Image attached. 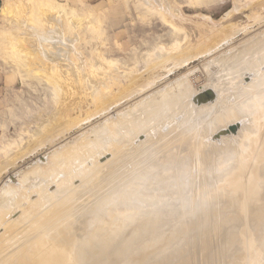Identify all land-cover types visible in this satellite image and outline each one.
<instances>
[{"label":"rangeland","instance_id":"1","mask_svg":"<svg viewBox=\"0 0 264 264\" xmlns=\"http://www.w3.org/2000/svg\"><path fill=\"white\" fill-rule=\"evenodd\" d=\"M259 30L261 32L264 31V0H0V201L4 204H0V210L5 209L4 206L10 201L8 199L12 198H14V201L9 208L13 207V209H6L8 210V212L5 211L7 213L5 214L6 217L12 221L18 215L20 216V211L16 213V210H24L21 219H18L20 221L15 220L16 222L7 223L15 224L18 229L16 227L13 231L4 233L3 231H6L7 227L0 225V236H2L0 242L2 241L7 245L5 250L1 249L0 245V262L7 260L10 264H18V262L19 264H30L31 260H43L47 264H67L64 259L60 258V240L67 243L70 240H77V242L81 243L85 237L84 231L89 224L92 225L97 219L108 216L113 211H116V213L122 211L120 216H128L129 213L123 210L125 206L130 204L139 211V217H148L157 221L160 217H167V226L177 236H180L178 241L169 243L161 241L147 246L144 260H147L148 264H186L193 257L195 259L193 262L201 264L200 261L206 260L210 252L206 256L205 252L201 251L200 248L212 240L220 242V236L226 238L223 242V248L213 241L214 248L219 247L220 252H214L213 248L211 256L214 253L213 256L215 258V253L219 256L220 253L221 255L223 253V258L216 256L224 259V264H261L260 262L264 260V187L257 193H255V190L260 184L264 186V183L263 180H255L254 175L256 172L262 171L264 173V168L261 167L260 169L259 166V163L263 160L260 156V150L264 147L263 144L254 151L251 164L247 165L244 161L238 160L236 164L238 169L241 170L244 167L246 171L241 173L236 180L226 178L225 176L228 172L217 175L211 180L206 177L205 184L200 187L198 192L201 198H199L200 196L195 198L196 202L194 204H196V208L192 209L187 208L189 202L187 203L185 199V195L189 192L188 187L192 185L191 175L189 176V174L182 172L180 160L177 161L174 157L168 156V152L170 153L177 144L168 145L153 156H150L148 151L145 150L146 152H140L138 157L130 156L129 158L126 157L128 154L121 152L113 157L115 160L112 161H110L112 154H107V156L105 155L100 159L96 158L97 155L94 157L95 160L87 158L86 160L88 161L85 162L80 159V157L85 156L84 153H87L88 147L90 145L93 146L92 143L95 141L91 142L94 139L93 137L105 133V130L108 133L117 126L118 130H112L107 136H112L115 133L114 131H116L115 135H119L130 122L134 124L131 118L133 120L136 118L137 122L134 120L135 123H147L148 119L153 117L155 111L158 110V104L154 106V102L153 104L148 101V98L151 100L150 98L155 97L156 93H158L156 97H159L161 93V97H163V93L164 96L167 94L165 96L166 99H164L165 97H160L159 102H166L172 108L174 105L175 107L180 105L176 103L180 99L184 100L187 105V103H191L190 98L194 100L198 98L197 101H192L193 105L195 102H200L199 98L202 102L205 101L206 103L208 100V102L211 101L212 103L218 96V98L223 96L224 99L227 98L225 96H229L225 102L227 103L228 101L227 104H229L231 94L235 95V93L237 97L233 98L232 96L231 100L236 99L238 101L239 99L240 101L241 96H243L244 101V94H240L247 85L246 81L253 78L255 81L257 78L255 82L260 81L257 84L254 82V84L258 85L257 89H260L259 84L264 81V77H262L264 76V63L261 64L262 66L257 65V68L259 67L258 72L254 65H252L254 66V69L252 68L253 73H246L247 70L245 71V67L251 65L250 61L247 62L250 58L249 56L252 57L251 59L254 58L256 60L254 55L256 49L252 47L255 49L254 51L249 47L248 51L243 47L248 44H254L249 40L252 36L255 38L253 42L255 40L263 41L260 39L264 37V33ZM258 32H260V35ZM255 35L258 37L263 36L257 39ZM42 36L46 37H44V41H42ZM48 39L49 42H47ZM65 40H68L69 43ZM54 41L56 44L59 42L57 47ZM243 42L245 45H243ZM213 43H217V45L211 46L210 49L208 46ZM241 44L243 49L241 48L240 50ZM228 45L231 49H234L232 45L236 46V52L246 50L245 52L243 51L245 55L240 52L237 55V57L242 56V58L238 57L240 61L243 56H248V59L247 57L244 58L247 63L243 59L247 66L241 62L243 70H238L237 67L233 69L235 65L234 67L232 65V69H230V63L233 64L232 62H234L236 64L238 62L239 59L237 57L236 61L234 58L232 62L225 59L226 63H224V58L227 57L229 59L231 57L229 53L232 55L234 51H231ZM160 47H163V50ZM237 47H239L238 51ZM206 48L207 50H205ZM156 50L157 53H154ZM65 51H69V53ZM163 51L168 52V57ZM219 51L220 56L228 53L229 57L218 56ZM224 51L226 52L224 53ZM251 51H253L254 56L250 53ZM159 53L165 55H163L164 57L161 55L163 64ZM190 53L192 57L193 55L195 56L190 58ZM150 54L153 55V58L149 56ZM169 54L171 56L174 54V59L170 58ZM215 54L222 59L221 61H224L223 64L222 62L220 63L218 57H215ZM148 57L152 59L155 57L156 60L154 59V62H152V59L147 61ZM210 57L214 58V60L217 58L219 62L218 60L216 62L214 60L210 61ZM168 58L171 60H168ZM184 59L185 61H183ZM206 62L210 63V66ZM228 62H230V66ZM211 63H217V67L218 65L227 64L230 71H225L227 69L225 65L222 68L219 66L221 69H218L219 67L217 68L216 65L213 67ZM151 64L157 65V67ZM252 64H255L253 60ZM150 66L153 68H150ZM207 66L210 69L213 67L212 71L214 72H210ZM218 70L225 71H220L219 74H216L220 77L222 73L223 78L220 77L219 80L224 79L226 74H228L227 77L229 73L234 74L236 70L238 73L241 72L242 77L239 75L240 77L238 78H240V83H243L244 88H241L243 87L242 85L240 89L238 87L240 86L238 85L239 79H235L238 73L237 76L235 73L234 77L231 75L232 79L227 78V80L225 78L226 83H223V80H220V82L223 81L221 83L217 82L218 77L215 74L216 78L214 76L213 78L210 77L212 73L219 72ZM242 71L250 76L252 74L255 75L254 71H256L258 77L256 75L252 76V78H248V76L246 78V74L243 75ZM206 74L207 78L205 77ZM126 75H128V78ZM133 75L135 77L134 80ZM179 77H183V79ZM214 78L217 79L215 80L216 82L213 80ZM179 79L183 80L184 84L188 81L187 84L190 85L188 87L191 90L194 88L192 92L187 87V84L185 87L183 83H178ZM184 79L187 80L184 82ZM132 80L136 81L132 84ZM137 80H141L140 84L143 81L144 86L143 84L139 85ZM202 80L204 83L207 82V84L210 82V85L203 84ZM232 80L237 86L231 83L233 82ZM176 81L177 83L175 84L174 82ZM168 82L170 83L168 84ZM211 82L219 83L220 87L219 84L218 88L217 84L215 86ZM222 83L223 85H221ZM162 84H164L163 87ZM170 84L176 86L173 87L174 90ZM226 84L231 89L237 87L238 90L234 88L235 90L232 89L234 92L231 93V89L226 87V90L230 91L228 95L224 88ZM180 85L182 86L181 88ZM168 86L171 87V90H168ZM183 86L185 89H183ZM159 87L162 88V92ZM209 87L210 90L217 87V92L214 89L211 92L212 90H208ZM221 87L224 89L223 91H226L227 95L222 94ZM156 89L160 90V93ZM120 90L122 92L125 90V93L119 94ZM129 90L134 91H131V94ZM166 90L174 93V95L178 94L180 98L178 95L174 97L168 95L170 93H166ZM194 90L199 91L200 95ZM201 90L202 93L200 92ZM175 91L176 93L180 91L184 98L179 93L175 94ZM236 91H238L240 96H238ZM146 92H150L148 93L149 95ZM193 92L197 94L192 97L190 93ZM210 92L213 95L215 94L214 96L217 95V97L210 95ZM101 94H104V96ZM106 94L108 95L107 98L109 97L108 99L113 102L107 98L106 100L103 99ZM123 94L127 96L123 97ZM141 94H144L145 97ZM113 95L117 97L112 99ZM150 95L152 97H149ZM209 95L210 98H207ZM100 96L102 99H100ZM204 96H206L207 100H203L205 99ZM257 96L264 97V91L258 93ZM186 97H189V99ZM213 97L215 98L214 100ZM144 98L146 99L145 102L143 101ZM172 98H175L176 101ZM231 100L230 103L233 104L235 101L233 100L232 103ZM243 101L241 100V104H243ZM253 101H255V98L248 102ZM134 102L138 103L133 104V107L137 105L136 109L132 107ZM127 103L130 109L125 107L128 105ZM180 103L182 104V101ZM200 103L197 105H200ZM185 104L183 103V105ZM148 105H152V107ZM225 105H222V107L217 105L215 107L220 109V107L224 108ZM153 106L155 109H153ZM123 108L134 112L130 111V113H127V110L125 111ZM139 108L140 110L138 111ZM141 109L143 111L146 110L145 112L148 114ZM262 109L264 110V101ZM137 111L143 112L141 114L145 113V116ZM120 112L124 117L121 116ZM258 112L255 106L251 105L245 113H252L247 119H254L259 114ZM179 113L175 117L179 116L181 118V113ZM125 114L128 115L130 120ZM139 115L141 116L139 117ZM192 117L194 119L197 117V119L193 120L198 126H202L204 122H207L204 114L198 115L195 113ZM198 117L202 122L199 123L197 121L199 120ZM216 117L214 122L218 119ZM139 118L143 120L141 121ZM210 121L212 123L213 119ZM245 121V125L249 124ZM111 122L113 124L115 122V125H117H107L111 124ZM124 122H126L125 126ZM120 129L121 131H119ZM222 129L224 128L220 130ZM220 130H217V132ZM166 131L167 128L163 129V132ZM87 135L89 137H91L90 135L94 136L89 138ZM136 139L134 141V149L140 147L137 142L142 143L146 137L141 135ZM76 141H79L78 143L81 142L79 144L80 147L77 146L78 143ZM211 141L207 138L204 144H209ZM71 142H75L73 144L75 145V151L77 149L76 152L80 154V157H78L80 163L78 166H73L74 168L72 167L68 171L63 170L59 174V170H53L52 167L61 168L69 165L67 164L68 161H62L61 154L63 152L67 154L68 148H74ZM24 143L26 144L24 145ZM85 145L86 148L81 149ZM56 150L58 153V150L61 152L58 157L55 156V154H58ZM78 150H81V153ZM82 150L84 151L82 152ZM185 153L184 151L181 155L183 156ZM185 156L184 159L188 161L191 155L187 154ZM108 161H110L109 164H105ZM117 161L119 162L115 166L122 171V180L117 183L119 179H111L110 182H106V184L101 186L100 195H93L92 190H90L91 181L85 182L81 178L82 175L80 173H89L95 167H97L95 170L98 169L100 162L105 164V167H112ZM113 162L115 163L113 164ZM47 165L51 166L47 167ZM34 166L36 168L39 167L38 171H36ZM34 172L36 173L37 181L34 180ZM156 172L161 174L162 177L160 175L156 177ZM31 173L34 174L32 175ZM66 173L74 175H70L73 179L70 177L65 179ZM37 175H40L39 178ZM30 176L32 181L31 179L29 180ZM166 177L173 183L171 186L173 191L169 193L168 197H164L165 187L163 182ZM168 178L165 180H168ZM145 182L150 183L144 187ZM37 186L39 187L37 188ZM40 187L43 190L37 191ZM34 191H36L35 194L32 193ZM30 193L31 199L28 198ZM10 195H12V198ZM43 195L47 197L46 204H43L45 207L38 203V199L41 196L44 197ZM6 198L7 200H4ZM55 201L57 202L55 203ZM191 204H193V201ZM33 208L40 209L33 211ZM6 217L4 221L7 220ZM110 218L112 217L108 216L106 219L109 220ZM2 219L0 217V223ZM164 226L166 225L164 224ZM245 231H249L248 236ZM218 236L220 238L216 240L215 237L218 238ZM241 241H245V245L246 242L247 244L249 243L248 247L247 245L246 247L242 246V248L237 246L236 243ZM254 245L255 247L253 248ZM8 247L10 248L8 249ZM231 248L234 251V255ZM227 252H231L233 257L231 254L230 256L233 259H230V256L226 257V254H229ZM219 258L214 260L215 263L220 264L222 262L223 264V261L219 260Z\"/></svg>","mask_w":264,"mask_h":264},{"label":"bare ground","instance_id":"2","mask_svg":"<svg viewBox=\"0 0 264 264\" xmlns=\"http://www.w3.org/2000/svg\"><path fill=\"white\" fill-rule=\"evenodd\" d=\"M168 8V7H167ZM166 9V8H165ZM167 10V9H166ZM166 12V11H165ZM260 31V30H259ZM261 32V31H260ZM260 32H258V34L260 35ZM263 33H264V31H262ZM261 32V33H262ZM59 33V32H58ZM50 34V33H49ZM61 34V33H60ZM254 34V33H253ZM253 34H250V35H253ZM226 36V35H225ZM224 36V37H225ZM256 37H257V39H260L261 38V36H263V35H261L260 37H258L257 35H255ZM254 36V37H255ZM44 37L45 36H42V41H44L43 39H44ZM48 37H50V36H48ZM56 37H57V34H56ZM63 37V36H62ZM251 37V36H250ZM40 38V37H39ZM46 38V37H45ZM264 37H262V39H260V40H263V41H258V40H255L254 42H253V39H255V38H253V36H252V38H250L249 40H251L250 42L251 43H254V44H251V45H247V46H242V44H241V46H240V50H241V48L243 47L244 49L246 48V50H248V48L249 47H255V49H256V53L254 54V53H252L253 51H251L250 53L253 55H255V57H256V60L253 58V59H251L252 57L251 56H249L250 58H249V60L247 61L246 59H244L245 57H247V59H248V56H243V59H244V61L246 60L247 62H249L250 61V66H248V67H245V71H246V73H248V72H252L253 71V69H254V66H255V68H257V65L259 66V65H261V64H263L264 63V39H263ZM41 39V38H40ZM47 40V39H46ZM72 40V39H71ZM240 40V39H239ZM63 41V40H62ZM65 41H68V40H65ZM74 41V40H73ZM219 41V40H218ZM246 41H248V40H246ZM246 41H245V43H246ZM46 42V41H45ZM47 42H49V39H48V41ZM72 42V41H71ZM59 43V42H58ZM57 43V44H58ZM67 43H69V41L67 42ZM219 43V42H218ZM244 43V42H243ZM245 43L243 44V45H245ZM247 43H249V41L247 42ZM54 44H56V42L54 41ZM57 44H56V47H57ZM216 46L217 45V43L216 44H211V45H209L208 47H210V49H211V46ZM67 46V45H66ZM229 46V45H228ZM68 47V46H67ZM230 47V46H229ZM229 47H227V48H229ZM232 47L234 48V49H231V47H230V49H231V51H235V49H236V46L234 47L233 45H232ZM259 48L258 50H257V48ZM64 48V47H63ZM161 48V47H160ZM163 48V47H162ZM161 48V49H162ZM239 47H237V51L239 50L238 49ZM242 48V49H243ZM250 48V49H251ZM61 49V48H60ZM255 49L254 48H252L251 50H254L255 51ZM65 50H66V48H65ZM163 50V49H162ZM161 50V51H162ZM205 50H207V48L205 49ZM246 50H243L244 52L246 51ZM42 51V50H41ZM56 51V50H55ZM159 51V50H158ZM165 51H166V48H165ZM171 51V50H170ZM170 51H169V53H170ZM222 51V50H221ZM226 51L228 52V50L226 49ZM226 51H224V53L226 52ZM231 51H229V52H231ZM232 52V55H234V57H232V55H231V53H229L230 54V56L231 57H229V54L227 53V55H225V54H223V56H228L229 57V59L226 57V58H224L222 55L220 56V51H219V54H217L218 56H220V57H223L224 58V61H221L222 59H220V57H218L216 54V56L215 57H218V59H220V63L222 62V64H223V62L224 63H226V60L228 61H231L232 62V60H233V58H234V60L236 61V57H237V55H239L240 53L242 54L243 53V51L241 52V51H239V52ZM249 51V50H248ZM65 52H67V51H65ZM164 52V51H163ZM163 52H161V53H163ZM205 52V51H204ZM203 52V53H204ZM223 52V51H222ZM62 53V52H61ZM67 53H69V51L67 52ZM72 53V52H71ZM151 53H153V52H151ZM154 53H157V50H156V52H154ZM164 53H166V52H164ZM168 53V52H167ZM166 53V56L168 57V54ZM171 53H173V51H171ZM170 53V54H171ZM234 53H237V54H234ZM239 53V54H238ZM160 54V53H159ZM159 54H157V55H159ZM169 54V57L170 58H173L174 57V54H172V56ZM213 54V53H212ZM244 55H245V53H243ZM246 54H247V52H246ZM248 54H249V52H248ZM164 55V54H160V60L165 56H162ZM183 55H186V54H183ZM188 55V54H187ZM196 55H198V54H196ZM236 55V56H235ZM253 55V56H254ZM149 56H151L152 58H153V55H149ZM195 55H193V57H194ZM66 57V56H65ZM151 57H148V60L147 61H151ZM156 57V56H155ZM155 57H154V59H155ZM162 57V58H161ZM185 57V56H184ZM183 57V58H184ZM189 57L190 58H193L192 57V54L190 53L189 54ZM239 57V56H238ZM237 57V59H239V58H242V56L240 55V57L238 58ZM150 58V59H149ZM166 58V57H165ZM164 58V59H165ZM182 58V59H183ZM211 59H210V61L211 60H214V58L212 59V57H210ZM56 59V58H55ZM154 59H152V62H154L155 60ZM174 59V58H173ZM187 59L189 60V58H188V56H187ZM217 58L214 60V62H216V60H218ZM226 59V60H225ZM231 59V60H230ZM243 59H241V61H240V59L238 60V62H236V64H234V62H232L233 64H231L230 62H228V65H229V63H230V69H232V65H233V67H234V65H235V67L233 68V69H236V67L238 68V70H241L242 69V67H243V65H242V63L241 62H243ZM251 59V60H250ZM154 60V61H153ZM168 60H171V59H169L168 58ZM181 60V59H180ZM252 60H253V62L255 63V64H252ZM67 61H69V60H67ZM162 61V64H163V59L161 60ZM165 61V60H164ZM183 61H185V59L183 60ZM183 61H181V62H183ZM245 61V62H246ZM151 62V63H152ZM166 62V61H165ZM164 62V63H165ZM207 62H209L208 60H207ZM206 62V64H208ZM213 62V61H212ZM218 62H219V60H218ZM217 62V63H218ZM245 62H243V64L245 63ZM246 62V63H247ZM159 62H157V64H158ZM216 63V64H217ZM220 63H218V64H220ZM239 63H240V65H239ZM246 63H245V65H246ZM147 64V63H146ZM204 64V63H203ZM202 64V65H203ZM211 64H213L212 66L213 67H215V63H211ZM239 66H238V65ZM148 65V64H147ZM146 65V66H147ZM152 65V64H151ZM154 65V64H153ZM152 65V66H153ZM158 65H160V63L158 64ZM209 66H210V63L208 64ZM225 66H227V64H224ZM224 65H218V67L219 66H221V68H222V66H224ZM241 65H242V67H241ZM252 65H254V66H252ZM149 66V65H148ZM154 66H156L157 67V65H154ZM204 66V65H203ZM209 66H207L209 69H210V67ZM229 66H227V69L225 70L226 72L227 71H230L229 70ZM247 66V65H246ZM262 66V65H261ZM264 66V65H263ZM205 67V66H204ZM212 67V68H213ZM216 67H217V65H216ZM217 67V68H218ZM239 67H241V68H239ZM112 68V67H111ZM150 68H153V67H151L150 66ZM212 68L210 69V72L212 71ZM220 67L218 68V69H221ZM253 68V69H252ZM259 68V67H258ZM258 68H257V72H258ZM115 69V68H114ZM113 69V70H114ZM200 69V68H199ZM216 69V68H215ZM215 69H213V70H215ZM252 69V70H251ZM260 69H261V67H260ZM223 70H224V67H223ZM243 70V69H242ZM112 71V70H111ZM115 71H117L116 69H115ZM216 71V70H215ZM219 71V70H218ZM220 71H222V70H220ZM220 71L219 72H215V73H212V75H210V77H212L213 78V76H214V74L216 75V74H219L220 73ZM225 71H222V72H225ZM234 71V70H233ZM233 71H232V73H233ZM208 72V71H207ZM209 72V73H210ZM212 72H214V71H212ZM255 72V75L254 74H252V76L254 77V76H256L257 74H256V71H254ZM236 73V76H237V70L236 71H234V74ZM242 73H243V75L244 74H246V73H244V71H242ZM260 73H261V70H260ZM259 73V74H260ZM183 74V73H182ZM225 74V73H224ZM234 74H230L229 73V76L227 77V75L228 74H226V76L224 77V79H220V80H223V81H221V82H223V83H226V81H225V78L227 79V78H230V79H232L234 76ZM262 75H263V73H261ZM260 74V75H261ZM188 75H189V72H188ZM200 75H203V74H200ZM209 75V74H208ZM221 76V78H223V76H222V73L220 74ZM233 76L232 78L230 77V76ZM239 75H241V77H242V74H241V72H239L238 73V76H237V78L235 77V79H239L238 81H239V83H238V85H240V86H238L239 87V89H240V87H241V85L243 84V83H240V78H238V77H240ZM259 75V76H260ZM124 76V75H123ZM205 76V75H204ZM246 76V78H247V76H248V78H252V76H250L249 74L247 75H245ZM126 77L128 78V75H126ZM133 77H134V75H133ZM183 77H184V74H183ZM183 77H179V78H182L183 79ZM185 77L187 78V76L185 75ZM203 77V76H202ZM206 78H207V74H206V76H205ZM215 77V76H214ZM216 77H218V80L217 79H215ZM216 77L213 79L214 81L215 80H217V82L219 81L220 82V80H219V76H217L216 75ZM244 77V76H243ZM257 77H258V75H257ZM262 77H264V76H262ZM130 78V77H129ZM138 78V77H137ZM136 78V79H137ZM188 78H190V77H188ZM98 79V78H97ZM100 79V78H99ZM125 79V78H124ZM135 79V77L133 78V80ZM197 79V78H196ZM263 79V78H262ZM131 81V83L133 84V82H135V81ZM181 79H179V82L178 83H183L182 81L183 80H181ZM185 80H187V79H184V82H185ZM199 80V79H198ZM197 80V81H198ZM203 80H206V79H203ZM202 80V81H203ZM208 80H209V77H208ZM211 80V79H210ZM212 80V81H213ZM228 80V79H227ZM253 80V81H252ZM252 80H248V81H246L245 83L247 84L246 85V87H245V89H244V91H242V93L240 94V95H243L244 94V96H245V100L243 101V96H241L242 98L240 99V101H239V99H238V101L235 99H233L235 102L233 103V100H231L232 99V96H233V98L237 95L236 93H235V95L234 94H231V101H232V103L233 104H231L230 103V100H229V104H227L228 103V101H227V103H225L226 102V99L229 97V96H225V97H227V98H223V96H221V98H218L217 97V95L216 96H214L213 95V93H211V92H213V89H211L210 90V87H209V89L208 90H210L211 92H210V95H213L214 97H217L216 99L213 97V100L215 99V100H217V101H215L214 100V102H212L211 103V101L210 102H208V100L206 99V96H204L205 97V99H203V100H207V102L205 103V101L204 102H202L201 101V99L199 98V101L202 103H200V102H198V103H200V105H197L198 103H193V105H192V101L194 100V99H192V98H190L191 99V103L189 104V103H187V105L185 104V102H184V100H181L182 101V104L180 103L181 101L179 100V102H177L176 100H175V98H172L173 100H175L176 101V103H179L180 105H182V106H176L175 107V105H174V107L172 108L171 106H169V104H167L166 102L165 103H162L161 101L159 102V99H160V97H161V94H159V97H156L157 96V94L158 93H156L155 95H153V96H155V97H152L151 95L149 96V97H152L153 98V100H152V98H150L151 100H149V98H148V101H150V102H154L153 104H154V106L156 105V104H158V110H156L155 111V114H154V116L152 115L153 114V112H152V116L153 117H151L150 119H148V121H147V123L145 122V123H142L141 124V122H139V120H141L140 118H139V120H138V122L139 123H135V121H136V118H134V120H133V118H131L132 120L131 121H133L134 122V124L133 123H129V125H127V127H125V129L124 130H122L123 132H119L120 134L118 135H115V133H116V131L118 130L116 127V125H115V122H114V124L111 122V124H107V125H112L113 124V126L115 125L116 127H114V129H112L111 127H110V129H112V130H116V131H114L113 133H111V134H113L112 136L111 135H109V136H107L108 135V133L110 134V132L112 131H110V132H108L107 133V131L105 130L104 132L105 133H101V135H97L96 137L94 136L95 134H94V132H92L94 135H90L91 137L92 136H94L93 138V140L91 141V142H93L94 140V142L92 143V145L93 146H89L88 147V149H87V153H84L85 154V156L84 157H80V154L78 153V152H76L77 151V149H76V151H75V142H71L70 144L73 146L74 145V148L72 147L71 149L70 148H68L67 149V154L65 153V152H63L62 154H61V152H60V150H58L59 151V153L57 152V150H56V152L58 153V154H55V156L56 157H58L60 154H61V159H62V161H68L67 162V164H69V165H67V166H64V167H61V168H56V167H52V169L54 170V169H57V170H59V174L64 170H67L68 171V169H72V167L73 166H78L79 165V163H80V161H79V158L78 157H80V159L83 161V162H85V161H88V160H86L87 158L90 160V158L92 159H94V157H96L97 155V157L96 158H98V159H100V158H102V157H104L105 155L107 156V154H112V158H111V160L110 161H112V160H115V158H113V157H115V156H117V154L119 155L121 152H123V153H125V154H128L126 157L127 158H129L130 156L131 157H138V155H140V152H143V151H145V150H147L148 151V154H150V156H153L155 153H158V152H160L161 150H163L164 148H166L168 145H173V144H177L174 148H172L173 150H171L170 151V153L168 152V156H171V157H174L175 158V160H177V161H179L180 160V163L182 164V172L184 173V174H189V176L191 175V178H192V185H191V187L189 188L188 187V194H186L185 195V199L187 200V203L189 202V204L187 205V208L189 207V209H192V208H196L195 207V205L196 204H194V202H196V199L195 198H197V197H199L200 195H198L199 193V189H200V187L202 186V185H204L205 184V180H207L206 179V177L209 179V180H211V179H214L217 175H220V174H223V173H225V172H228V174L225 176L226 178H228V179H230V180H233V179H235L236 180V178H238L239 177V175L241 174V173H244L245 171H246V168H244V167H242V169L241 170H239L238 169V167L236 166V164H237V162H238V160L240 159V160H242V161H244L247 165L248 164H251V158H252V155L254 154V151L256 150V148L258 147V146H260V145H264V110L262 109V103H263V101H264V97H258L257 96V94L258 93H260V92H262V91H264V86H263V83H264V81H263V83H261V84H259V86H260V89H257L256 87L258 86V85H256L257 83H260V81H259V79H258V81L259 82H255V81H257V78H256V80L254 81V78L252 79ZM264 80V79H263ZM130 81V80H129ZM138 81V84L139 85H141V84H143V86H144V83H143V81H142V83L140 84L139 82L141 81H139V80H137ZM190 81V80H189ZM230 81V80H229ZM228 81V82H229ZM233 82H231V83H234V80H232ZM236 81V80H235ZM237 81V82H238ZM249 81H251L252 82V84H250L251 82H249ZM188 82V81H187ZM187 82H185L186 84H187ZM216 82V81H215ZM220 82V83H221ZM242 82H243V80H242ZM248 82H249V84H248ZM254 82L256 83V84H254ZM130 83V84H131ZM167 83V82H166ZM170 82H168V84H169ZM173 83V82H172ZM171 83V84H172ZM175 84L177 83V81L176 82H174ZM191 84H192V82H190ZM203 84H205L206 83V85L207 86H209L210 84V82L207 84V82H205L204 83V81L202 82ZM201 83V84H202ZM211 83H213V84H215V86H216V84L217 83H214V82H211ZM223 83L221 84V85H223ZM230 83V82H229ZM228 83V85H230ZM170 84V85H171ZM184 84V83H183ZM186 84H184V86L186 85ZM212 84V85H213ZM219 84V83H218ZM218 84H217V87H218ZM254 84V85H253ZM127 85V84H126ZM145 85H146V83H145ZM178 85V84H177ZM206 85H204V86H206ZM211 85V86H212ZM225 85V84H224ZM228 85L226 84V86H224V88H225V90L227 89L226 87H228ZM237 86V84H235L234 83V86ZM245 85V84H244ZM135 86H136V84H135ZM164 86V84H162V87ZM183 86V89H185V87ZM188 86H190V85H188L187 84V87ZM193 86V85H192ZM203 86V85H202ZM206 86V87H207ZM243 86V85H242ZM263 86V87H262ZM126 88L128 87V86H125ZM132 87H133V85H132ZM131 87V88H132ZM165 87H166V85H165ZM169 87V86H168ZM171 87H172V89H173V87H176V86H172L171 85ZM171 87H169L168 88V90H171ZM179 87V86H178ZM182 86L180 85V88H181ZM194 87V86H193ZM217 87H215V89H214V91L215 92H217V89L220 87V84H219V87L217 88ZM223 87V86H222ZM221 87V88H222ZM122 88H124L123 86H122ZM121 88V89H122ZM129 88V87H128ZM136 88H137V86H136ZM145 88V87H144ZM167 88V87H166ZM189 88V87H188ZM217 88V89H216ZM228 88H230V87H228ZM235 89H237L238 90V88L237 87H234ZM234 88H232L233 90H235ZM242 89L244 88V86L243 87H241ZM259 88V87H258ZM120 89V88H119ZM141 89H142V87H141ZM141 89H138V90H141ZM159 89L161 90L162 88H160L159 87ZM194 89V88H193ZM192 89V90H193ZM203 89V88H202ZM205 89V88H204ZM231 89V88H230ZM230 90L231 91V93L232 92H234L233 90ZM126 91H127V89H125ZM125 90L123 91L124 93H125ZM159 90V91H160ZM168 90H166V93H170ZM174 90V89H173ZM177 90H179V88H177ZM188 90V89H187ZM189 90H191L190 88H189ZM188 90V91H189ZM192 90H191V92H192ZM222 91L224 90L223 88L221 89ZM121 91V90H120ZM118 92L119 94H121V93H123L122 91L121 92ZM130 91V90H129ZM128 91V92H129ZM131 91H134V90H131ZM130 91V93L132 94V92ZM156 91H158L157 89H156ZM155 91V92H156ZM158 91V92H159ZM168 91V92H167ZM182 91V90H181ZM194 91H197V90H194ZM206 91V90H205ZM227 91V94H228V92H230V91H228V90H226ZM226 91H223L222 92V94H226L225 92ZM240 91V90H239ZM128 92H126V93H128ZM135 92H136V90H135ZM154 92V93H155ZM161 92H162V90H161ZM163 92H165V91H163ZM173 92V91H172ZM190 92V91H189ZM199 91H197V93H198ZM201 93H202V90L200 91ZM219 93H221L220 91H218ZM237 93H238V91H236ZM148 93H150V92H148ZM147 92H146V94H148ZM152 93V92H151ZM160 93V92H159ZM177 93H179L180 94V91L179 92H177ZM176 93V91H175V94H177ZM182 93H183V91H182ZM180 94V95H182L183 96V94ZM185 93H186V91H185ZM197 93H190L191 95H192V97H193V95L194 94H197ZM108 94H110V93H108ZM218 94V93H217ZM226 94V95H227ZM101 95H103L104 96V94H101ZM130 95V94H129ZM129 95H128V97H129ZM142 95V94H141ZM149 95V94H148ZM167 95V94H166ZM165 95V96H166ZM168 95H171V96H177V95H174V93H170V94H168ZM187 95H188V92H187ZM198 95H200V93H198ZM198 95H197V97H198ZM204 95V94H203ZM207 95V94H206ZM210 95H209V97H207V98H210ZM221 95V94H220ZM229 95V94H228ZM239 95V93H238V96H240ZM102 96V97H103ZM107 94H106V97H104L103 99H105L106 100V98H107ZM111 96V95H110ZM114 96V95H113ZM112 96V99H114V98H116L115 96L113 97ZM126 97L127 95L126 94H123V97ZM131 96V95H130ZM142 96H144V94L142 95ZM164 96V93H163V97H165ZM170 96V97H171ZM186 96V95H185ZM190 96V95H189ZM141 97V96H140ZM145 97V96H144ZM163 97H161V98H163ZM178 97L180 98V96L178 95ZM196 97V98H197ZM237 97V96H236ZM109 98V97H108ZM107 98V99H108ZM167 98H168V96H167ZM183 98H184V96H183ZM186 98H188L189 99V97H186ZM202 98H203V96H202ZM211 98H212V96H211ZM252 98H255V101H253V102H248L249 100H251ZM100 99H102L101 98V96H100ZM121 99H123V98H121ZM164 99H166V97L164 98ZM163 99V100H164ZM172 99H170L173 103H174V101L172 100ZM178 99V98H177ZM222 99V100H221ZM108 100H110V101H112L111 99H108ZM115 100H117V99H115ZM114 100V101H115ZM137 100V99H136ZM135 100V101H136ZM145 98L143 99V101L145 102ZM162 100V99H161ZM169 100V99H168ZM197 100H198V98H197ZM197 100H194V101H197ZM212 100V101H213ZM225 100V101H224ZM241 100L243 101V104H241ZM148 101H146V102H148ZM165 101V100H164ZM188 101V100H187ZM190 101V100H189ZM113 102V101H112ZM116 102V101H115ZM130 102V101H129ZM141 102V101H140ZM168 102V101H167ZM170 102V101H169ZM171 102V103H172ZM217 104H216V103ZM239 102H240V104H239ZM109 104L111 103V102H108ZM137 102H134V103H132V107H133V104H136ZM170 103V104H171ZM175 103V104H176ZM183 103L185 104V105H183ZM251 103V104H250ZM112 104V103H111ZM128 104V103H127ZM131 104V103H130ZM138 104V103H137ZM149 104V103H148ZM204 104H206V105H204ZM227 106H226V105ZM143 105V104H142ZM145 105V104H144ZM171 105H173V104H171ZM217 105H218V107L219 106H221L222 107V105H225V107L224 108H221L220 107V109L219 108H216L217 107ZM255 106V108L259 111L258 113V115H256L255 117H254V119H247V118H249L248 116H250L252 113H245L246 111H247V109H249V107L250 106ZM112 106V105H111ZM123 106V105H122ZM129 106V104L127 105V106H125V107H128ZM147 106V105H146ZM148 106H150V107H152V105H148ZM153 106V109H155V107ZM216 106V107H215ZM131 107V106H130ZM135 107V108H134ZM134 107H133V109H136L137 108V105L135 106L134 105ZM141 107H143V106H141ZM121 108V107H120ZM129 108V107H128ZM145 108H147V107H145ZM178 108V109H177ZM123 109H125V108H123ZM130 109V108H129ZM177 109V110H176ZM218 109V110H217ZM127 109H125V111H126ZM140 110V108L138 109V111ZM142 111H143V109H141ZM149 110H151V108H149ZM221 110V111H220ZM130 111L131 112H134L133 110H127L126 112L128 113H130ZM137 111V112H138ZM146 111V110H145ZM145 111H143V112H145ZM153 111V110H152ZM53 112H55L54 110H53ZM125 112V113H126ZM136 112V111H135ZM143 112H138V113H143ZM149 112V111H148ZM178 112H180L181 113V118L179 117V116H176L175 117V115L178 113ZM196 114H198V115H202V114H204V118L207 120V122H204L203 123V125L202 126H198L197 124H196V122L194 121L195 119H197V117H195V119H194V117H192L193 115H195V113ZM56 113V112H55ZM123 113H124V111H123ZM145 113H147V112H145ZM144 113V114H145ZM179 113V114H180ZM192 113H194L193 115H192ZM120 114H121V112H120ZM134 114V113H133ZM144 114H141V115H144ZM148 114V113H147ZM146 114V115H147ZM126 115V114H125ZM135 115H137V113H135ZM134 115V116H135ZM141 115H139V117L141 116ZM178 115V114H177ZM214 115V116H213ZM116 116H118V115H116ZM121 116H122V114H121ZM127 117H128V115H126ZM125 116V117H126ZM145 116V115H144ZM213 116V117H212ZM217 116V117H216ZM120 117V116H119ZM122 117H124V115L122 116ZM202 117V116H201ZM216 117V122H214V118ZM129 118V117H128ZM128 118H127V121H128ZM142 118H143V116H142ZM145 118V117H144ZM148 118V117H147ZM203 118V117H202ZM213 119V122L212 123H210L211 121L210 120H212ZM110 119H112V118H110ZM137 119H138V117H137ZM179 119H180V121H179ZM194 119V120H193ZM198 119H199V117H198ZM247 119V120H246ZM129 120H130V118H129ZM143 120V119H142ZM141 120V121H142ZM247 121L249 124H246L245 125V123H244V121ZM197 121H199V123L200 122H202V121H200V119L199 120H197ZM210 121V122H209ZM245 121V122H246ZM137 122V121H136ZM236 123V124H234V123ZM258 122H260V123H258ZM207 123H209V124H207ZM233 123V124H232ZM76 124V123H75ZM74 124V125H75ZM106 125V126H107ZM126 125V122H124V126ZM73 126V125H72ZM105 128H107V127H105ZM109 128V127H108ZM107 128V129H108ZM116 128V129H115ZM165 128H167V131L166 132H163V129H165ZM221 128H224V129H222V130H220ZM122 129V128H121ZM121 129L119 130V131H121ZM217 130H220V131H218L217 132ZM38 131V130H37ZM217 133H216V132ZM222 131V132H221ZM33 132H35V131H33ZM214 132H215V134H214ZM92 133H90V134H92ZM212 133H213V135H212ZM102 134H105V135H102ZM88 135H89V133H88ZM87 135V136H88ZM141 135H145V137H146V139H145V141H143L142 143H140V142H137L138 144L137 145H139L140 147H137V149H134V141L135 140H137L136 138H138L139 136H141ZM86 136V135H85ZM89 137V136H88ZM91 137H89V138H91ZM147 137H149V139H147ZM88 138V139H89ZM208 138V140L210 139V140H212L211 142H209V144H204V142H205V140ZM88 139H86V140H88ZM139 140V139H138ZM74 141V140H73ZM84 141H85V139H84ZM77 143L79 142V141H76ZM83 142V141H82ZM90 142V143H91ZM27 143V142H26ZM26 143H24V145L26 144ZM84 143V142H83ZM127 143H128V145H127ZM79 144H81V142L80 143H78V147H80V145ZM125 144H126V146H125ZM77 146H76V148H77ZM69 147H70V145H69ZM91 147H92V149H91ZM128 147V148H127ZM65 148V147H64ZM67 148V147H66ZM85 149L86 148V145H85V147H81V149ZM141 148V149H140ZM143 148V149H142ZM61 149V148H60ZM78 149H80V148H78ZM140 149V150H139ZM79 151V150H78ZM81 151V150H80ZM79 151V152H80ZM84 150H82V152H83ZM184 151L186 152L185 153V155H187V154H190L191 156H190V159H188V161L186 160V159H184L186 156L185 155H181V154H183L184 153ZM126 152H128V153H126ZM146 152V151H145ZM181 152H183V153H181ZM81 153V152H80ZM260 153H261V158L263 159L262 160V162L261 163H259V166H260V169H261V167L262 168H264V147H262V149L260 150ZM52 154V153H51ZM82 155V154H81ZM11 157V156H10ZM68 158V159H67ZM108 159V158H107ZM260 159V158H259ZM12 160V159H11ZM10 160V161H11ZM49 161H50V159H48ZM95 160V159H94ZM97 161V160H96ZM110 161H108V162H106L105 164H109V162ZM82 162V163H83ZM98 162V161H97ZM96 162V163H97ZM104 162V161H103ZM119 161H117L116 162V164H114L115 162H113V164H114V166H112V167H105L106 165L105 164H103V163H101L100 162V166L98 167V169H96L95 170V168H97V167H95L91 172H89V173H80V175H82L81 176V178H83L84 179V181L85 182H89V181H91V185H90V190H92V194L93 195H100V191H101V186L102 185H104V184H106V182L108 183V182H110V180L111 179H113V180H115L116 178L117 179H119L118 181H117V183L119 182V181H121L122 180V176H123V173H122V171L120 170V168L119 167H117V166H115V165H117V163H118ZM211 163H212V165H211ZM85 164V163H84ZM91 164V163H90ZM46 165V164H45ZM82 165V164H81ZM98 165H99V163H98ZM98 165H96V166H98ZM36 166V165H35ZM34 166V167H35ZM37 166H39V165H37ZM49 166H51V165H47V167H49ZM93 166V165H92ZM7 167V166H6ZM40 167V166H39ZM38 167V168H39ZM46 167V166H45ZM44 167V168H45ZM85 167V166H84ZM91 167V166H90ZM36 168V167H35ZM38 168H36V171H38L37 169ZM42 168H43V166H42ZM74 168V167H73ZM259 168V167H258ZM5 169V168H4ZM127 170V169H126ZM41 171V170H40ZM39 171V172H40ZM46 171V170H45ZM72 171V170H71ZM31 172V171H30ZM33 172V171H32ZM43 172V171H42ZM47 173H48V171H46ZM73 172V171H72ZM35 173V172H34ZM34 173H31L32 175L34 174ZM77 173V172H76ZM40 174V173H39ZM44 174V173H43ZM42 174V175H43ZM30 175V174H29ZM28 175V176H29ZM31 175V176H32ZM62 175V174H61ZM74 176V175H72V174H70V173H66L65 174V179L67 178V177H70V178H72L73 179V177H71V176ZM159 175H160V177H162L161 176V174H159V173H157L156 172V174H155V176L156 177H159ZM31 176H30V178H29V180L31 179ZM34 178H33V176H32V178L34 179V180H36V173L34 174ZM38 176V175H37ZM40 176V175H39ZM39 176H38V178H39ZM264 173L261 171V172H256V174L254 175V179L256 180H263V183H264ZM61 177V176H60ZM169 177V176H168ZM168 177H166L165 179H167ZM58 178H59V176H58ZM164 179V189H165V192H164V197H168L169 196V193H171L173 190H172V185H173V183H171V180H169V178H168V180H165ZM31 181H32V179H31ZM37 181V180H36ZM35 181V182H36ZM95 181V182H94ZM34 182V181H33ZM76 182V181H75ZM74 182V183H75ZM94 182V183H93ZM150 183V182H149ZM149 183H146L145 182V184H144V187H146L147 185H149ZM5 184V183H4ZM31 184H33V183H31ZM52 185V184H51ZM51 185H50V187H51ZM6 186V185H5ZM33 186V185H32ZM39 186H37V188H38ZM43 187V186H42ZM42 187H40V189H37V191L39 190H41L42 189ZM262 187H264L262 184H260L259 186H257V188H256V192L255 193H257L258 191H260V190H262ZM32 188H34V187H32ZM71 188V187H70ZM18 189V188H17ZM35 189V190H36ZM49 189H51V188H49ZM32 190H34V189H32ZM43 190V189H42ZM48 190V189H47ZM14 191V190H13ZM49 191V190H48ZM17 192V191H16ZM35 192L36 191H34V192H32V193H34L35 194ZM67 192H69L68 190H67ZM40 194V193H39ZM28 195V194H27ZM62 195V194H61ZM11 196V198H12V195H10ZM44 196V195H43ZM7 197V196H6ZM3 198V197H2ZM1 198V199H2ZM5 198V197H4ZM8 198V197H7ZM7 198L6 199H4V200H7ZM10 198V197H9ZM28 198H30L31 199V193H30V195L28 196ZM37 198H38V195H37ZM199 198H201V196L199 197ZM4 200H2L3 202H4ZM8 200H10V201H5V202H7L8 204L6 205V206H4L5 207V209H1L0 211H1V213H0V217H2L3 219H2V222L0 223V225H2V226H4V227H7L6 228V231H3L4 233L5 232H11V231H13L17 226H15V224H13V223H11V224H7V223H9V222H16L18 219H21V216H22V213L24 212V210L23 209H18V210H16V213H17V211H20V216L18 215L17 217H16V219H12V221H10L11 219L9 218L8 219V217H6V215L5 214H7L5 211H7L8 212V210H6L7 208H9V207H11L10 205H11V203H13V201H14V198H12V199H8ZM46 200H47V197H40L39 199H38V203L39 204H46ZM192 201H193V204H191L192 203ZM57 201H55V203H56ZM52 203V202H51ZM0 204L1 205H4L1 201H0ZM22 204H24V203H22ZM21 204V205H22ZM0 205V206H1ZM19 205V204H18ZM25 205V204H24ZM12 206H13V204H12ZM16 206V205H15ZM15 206H14V208H15ZM20 206V205H19ZM47 206V205H46ZM3 207V206H2ZM1 207V208H2ZM3 207V208H4ZM21 207V206H20ZM42 207H45V205H43ZM10 210L11 209H13V207L12 208H9ZM34 209V208H33ZM38 209H40V208H38ZM38 209H34L33 211H35V210H38ZM3 210V211H2ZM32 211V212H33ZM123 211H125L126 213H129V215L128 216H120V212H122V211H118V213H116V211H113V212H110L109 214H108V216L109 217H112V218H110L109 220L108 219H106L108 216L106 215L105 217H102V218H100V219H97L92 225L91 224H89L88 225V227H87V229L84 231V233H85V237H84V239H83V241L81 242V243H79V242H77V240L76 241H73V240H70V242L69 243H67V242H65V241H63V240H60L59 241V247H60V249H61V257L60 258H62V259H64L66 262H67V264H140V263H142V264H148V262H146L147 260H144V254H145V252L147 251V246H151V245H153V244H156L157 242H161V241H163V242H166V243H169V242H172V241H178L179 239H180V236H177L176 234H175V232L174 231H171L170 230V228L167 226V221H168V218L167 217H160V218H158V221L157 220H151V218H148V217H139V211L136 209V207H133L132 205H130V204H128L127 206H125L124 207V210ZM5 212V213H4ZM10 212V211H9ZM4 213V214H3ZM3 214V215H2ZM10 214H12V213H10ZM14 214V213H13ZM4 215H5V217L7 218V220L6 221H4ZM16 215V214H15ZM14 215V216H15ZM9 216H11V215H9ZM13 216V215H12ZM125 217H128V218H125ZM16 220V221H15ZM18 221H20V220H18ZM164 224L166 225V226H164ZM23 225V224H22ZM19 226V225H18ZM31 226V225H30ZM16 229H18V227L16 228ZM164 229H167V230H164ZM249 229V228H248ZM242 231H243V228H242ZM245 232H247V231H245ZM249 232V231H248ZM248 232L246 233L247 234V236H248ZM22 234H23V232H21ZM243 233H244V231H243ZM21 234V235H22ZM5 235V234H4ZM220 236V235H219ZM218 236V238H216L215 237V239L216 240H219V238L221 237V241L218 243V242H216L215 240H212L211 242L209 241L208 243H205L203 246H202V248H200L201 249V251H204L203 253L207 256L208 255V253H209V256L206 258V260H203V261H200V263L201 264H214L215 263V259H218L220 256L223 258V256L222 255H224L223 253H222V255H221V253H220V256L218 255V254H216L215 253V258H214V253H213V255L211 256L210 254H212V252H213V248H214V243H212L213 241L214 242H216L219 246H221L222 248H223V242L226 240V238L224 237V236H220L219 237ZM222 237H223V240H222ZM0 238H2V236H0ZM214 239V238H213ZM1 240V239H0ZM2 242V241H1ZM0 242V245H1V249H3V250H5V249H7V245L6 244H4L3 242L1 243ZM216 243H215V245H216ZM243 243V244H242ZM237 244V246H239V247H241L242 248V246L243 247H246V245H247V247H248V244H247V242H246V245H245V241H241V242H239V243H236ZM217 246V245H216ZM218 247V246H217ZM255 247V245L253 246V248ZM10 247H8V249H9ZM216 248V247H215ZM215 248H214V252H220L219 250V247L218 248H216V250H215ZM252 248V247H251ZM252 248V250H254ZM248 249V248H247ZM246 249V250H247ZM231 250H232V248H231ZM245 250V249H244ZM249 250V249H248ZM10 252V251H9ZM225 253V252H224ZM227 253H229V254H226V257L228 258L229 256H230V254H231V252H227ZM239 253V252H238ZM237 253V254H238ZM167 254H169V253H167ZM232 254L234 255V251L232 250ZM231 254V256L233 257V255ZM236 254V253H235ZM219 256V257H217V256ZM206 256H204V257H206ZM231 256L229 257L230 259H233V258H231ZM217 257V258H216ZM225 258V257H224ZM192 260H190V262L189 263H186V264H196L195 262H193V261H195V259H194V257L193 258H191ZM219 260H222L223 261V264H224V259H221V258H219ZM226 260V259H225ZM212 261H214V263H212ZM217 262H218V260H216ZM235 261V260H234ZM262 261V260H261ZM1 264H10V262L9 261H1L0 262ZM261 264L262 263H264V260L262 261V262H260ZM18 264H19V262H18ZM30 264H47L46 262H44L43 260H41V261H37V260H34V261H30ZM182 264V263H181ZM216 264V263H215ZM218 264V263H217ZM220 264H222V262L220 263ZM230 264V263H229Z\"/></svg>","mask_w":264,"mask_h":264}]
</instances>
